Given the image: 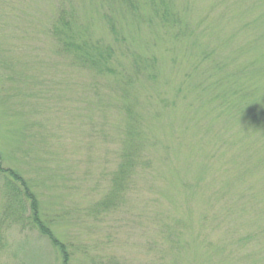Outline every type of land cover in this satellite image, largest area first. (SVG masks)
<instances>
[{"label":"rangeland","instance_id":"1","mask_svg":"<svg viewBox=\"0 0 264 264\" xmlns=\"http://www.w3.org/2000/svg\"><path fill=\"white\" fill-rule=\"evenodd\" d=\"M0 165V264H264V0H0Z\"/></svg>","mask_w":264,"mask_h":264},{"label":"trees","instance_id":"2","mask_svg":"<svg viewBox=\"0 0 264 264\" xmlns=\"http://www.w3.org/2000/svg\"><path fill=\"white\" fill-rule=\"evenodd\" d=\"M52 32L55 35V38L62 45V48L65 51L67 50L68 52L76 55L78 57V59L80 61H82V63L90 64L91 62H95L94 58H93V54L91 53L92 51L90 50V46L91 47H93V46L90 45L88 43V41H82L83 40L82 37L73 28V21L72 20L68 19L66 16L61 14L59 19L56 20V24H54ZM104 57L105 56L102 55V58L99 59L98 61L101 63H104L105 62ZM103 66H104V68L105 67L108 68V63L107 62L104 63ZM0 168H1V165H0ZM2 168H3V171H7V172L14 174V175H11V177L7 176L6 174H3V176L5 178L4 180H6L5 185L7 187V190L11 192L12 198L17 197L20 199H25L26 198L25 194H26V196L28 195L26 189L23 188L21 185H18L15 182V179H16V180L20 181V183H22V185H24L25 180H24L23 176H21L17 171L11 170L10 168H7V169L4 167H2ZM24 189H25V191H24ZM16 201L19 202L20 200H16ZM38 211L39 210H38L37 200H36V205L34 204V201H32L31 204L29 203L28 217L30 219H33V224H34L35 228H38L40 230V233L50 241L52 246L53 245L54 246L55 245H58V246L61 245L59 240L55 237V235H53L54 233L50 232L49 230H45L46 227L42 224V222L39 218L40 216L38 214ZM62 248L65 250L66 246H62ZM65 252H66V255L64 253L63 257L65 259L69 260V257H68L69 253L67 252V250Z\"/></svg>","mask_w":264,"mask_h":264}]
</instances>
